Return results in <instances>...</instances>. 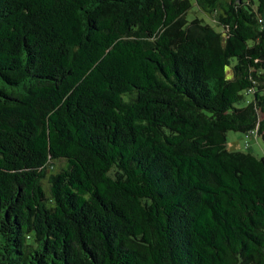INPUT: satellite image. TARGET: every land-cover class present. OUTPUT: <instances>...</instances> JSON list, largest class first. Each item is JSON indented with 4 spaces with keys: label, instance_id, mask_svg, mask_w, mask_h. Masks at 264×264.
Here are the masks:
<instances>
[{
    "label": "trees",
    "instance_id": "16d2710c",
    "mask_svg": "<svg viewBox=\"0 0 264 264\" xmlns=\"http://www.w3.org/2000/svg\"><path fill=\"white\" fill-rule=\"evenodd\" d=\"M263 9L0 0V264H264Z\"/></svg>",
    "mask_w": 264,
    "mask_h": 264
},
{
    "label": "rangeland",
    "instance_id": "374dc122",
    "mask_svg": "<svg viewBox=\"0 0 264 264\" xmlns=\"http://www.w3.org/2000/svg\"><path fill=\"white\" fill-rule=\"evenodd\" d=\"M192 18L193 16L191 14L187 15L188 20H192ZM213 27L215 29L217 28V26L216 27L213 26ZM226 141H227V149L229 151H246L247 149H245V143H248L249 149L254 155L258 157H264V142L260 137L256 139L254 138L245 139L242 134L227 132Z\"/></svg>",
    "mask_w": 264,
    "mask_h": 264
},
{
    "label": "water",
    "instance_id": "95a60500",
    "mask_svg": "<svg viewBox=\"0 0 264 264\" xmlns=\"http://www.w3.org/2000/svg\"><path fill=\"white\" fill-rule=\"evenodd\" d=\"M262 20H263V28H264V9H263V13H262Z\"/></svg>",
    "mask_w": 264,
    "mask_h": 264
}]
</instances>
